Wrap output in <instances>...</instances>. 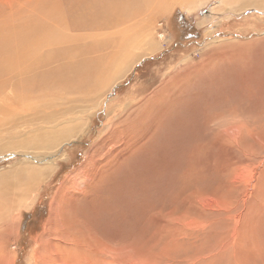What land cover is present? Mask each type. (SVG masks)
Returning a JSON list of instances; mask_svg holds the SVG:
<instances>
[{
    "label": "rangeland",
    "instance_id": "374dc122",
    "mask_svg": "<svg viewBox=\"0 0 264 264\" xmlns=\"http://www.w3.org/2000/svg\"><path fill=\"white\" fill-rule=\"evenodd\" d=\"M131 3L125 8L126 16L140 21L139 26L146 25L143 30L156 19V33L163 41L158 50L140 57L129 71L123 70L122 78L112 86L102 78L83 83L81 73L75 83L38 85L40 70L33 78L34 86L23 89L29 92L33 107L24 122L28 120L38 133L55 130L57 134L73 126L76 134L73 140L47 151L31 145L20 155L13 151L16 154L9 159L0 158V174L6 173L4 182L12 187L27 183L26 160L39 166L63 164L49 187L44 182L39 185L44 188L41 198L33 210H24L21 236L12 239L0 255H16L18 264H31L37 252L34 240L47 223L60 185L66 177L81 180L83 172L90 174L98 163L91 183H80L75 189L70 185L68 192L85 199L89 211L100 207L97 223L103 228L102 241H137L145 259L139 264H264V9L252 4L237 12L230 4L223 6L227 0H198L196 10L189 13L181 7L164 8L160 2L150 9L140 8V1ZM64 5L67 11H82L77 0ZM226 8L230 9L226 15L216 13ZM112 14L89 16L83 24L74 19L80 24L71 28L70 64L101 61L106 66L107 45L101 34L107 32L105 38L111 41L108 37L122 27L124 18L122 13ZM114 25L118 26L112 29ZM215 40L248 43L249 63L228 61L225 55L219 67L224 69L214 82L199 80L183 88L166 84L189 55L199 61L210 54L208 44ZM241 75L249 85L242 84ZM0 77L3 85L7 76ZM20 77L12 71L13 85ZM12 88L1 90L0 108L7 99L4 92ZM97 90L105 93L102 103ZM187 97L191 98L184 101ZM88 108L95 110L85 114ZM217 116L222 117L221 123L212 124ZM82 123L87 130H80ZM228 127L241 132H221ZM1 138L6 141L8 135ZM48 142L41 148H47ZM198 149L197 157H192ZM108 192L110 201L106 200ZM200 197L222 205L205 208Z\"/></svg>",
    "mask_w": 264,
    "mask_h": 264
},
{
    "label": "bare ground",
    "instance_id": "6f19581e",
    "mask_svg": "<svg viewBox=\"0 0 264 264\" xmlns=\"http://www.w3.org/2000/svg\"><path fill=\"white\" fill-rule=\"evenodd\" d=\"M67 1L70 2L71 0H0V75L7 76V79H4V83L2 82L3 85H0V92L13 86L12 89L4 92L7 95V99L2 103L3 109L0 108V137L8 135V138H5L6 141L2 138L0 140V158L2 160L9 159L16 154L13 151H18L20 155V152L29 150L31 145L47 151L65 142L67 143V141L73 140L75 137L76 133L74 134L73 126L65 127V129H62L57 134L53 132L55 130H44L38 133V129L36 130L35 127L34 130L28 120L26 122L23 121L25 117L30 116L29 110L33 107H31L32 104L30 105L29 102V92L26 94L22 91L25 88L28 90V87L32 88L34 86L33 78L39 75L38 71H43L42 76L40 75L41 78H38V85L54 82L66 85L69 80L75 83L77 81L76 78H79L76 75L81 73L80 78L83 83L88 82L90 78H94L97 82L102 78L103 81L110 83L112 86L122 78L123 70L127 71L135 63L139 64L137 61L140 57L154 53L163 42L161 41L162 37H159L160 34L156 33V19H152L151 23L147 25L149 28L143 30L146 25L139 26L140 21L127 18L125 8L131 3L130 0H77L79 5L82 6V11L72 10L71 12L65 9L64 4ZM132 1L131 4H138V1H140L141 5L138 6L142 9H150L151 6L160 2L164 8L174 7L175 9L176 7H181L189 13H193L196 10L195 4L198 2V0ZM228 4L230 3L227 0L226 5L223 6L227 7ZM252 4L257 5L260 9H264V0H237L230 5L237 12H240L246 6H253ZM228 10L230 9H217L216 13L222 12L220 14L226 15V11ZM102 12L107 16H109L108 14L113 15L112 13L118 15L122 13L124 16L120 24L122 27L113 34L110 33L111 36L108 38L111 41L105 38L107 32L101 34L103 43L107 45L106 49L104 47V50H107L104 56L108 57L104 63L106 66L101 61L89 62V64L86 61H81L70 64L67 59L72 56V50H67V48L72 43L73 32L71 33V28L80 24L74 19L81 20L83 24L85 20L89 19V16H95ZM225 18L229 17L225 16ZM131 21L135 22L131 23ZM117 26L114 25L111 28L114 29ZM206 47L205 50L210 49V54L208 53L205 57L203 55L199 61H194L189 55L183 62L184 67L176 69L174 73L170 74L169 82L166 79V84L172 87L183 88L188 87V85L194 86L195 82H199V80H202L203 83L208 81L214 82L212 79L220 74L219 70L224 69L219 67H221V62L225 60V55H228V61L233 62L234 60H238L249 63L248 49L250 46L248 43L234 41L218 42L215 40L208 44L209 49L208 47L206 49ZM55 62H57L56 67L53 66ZM12 71H15L17 75H21L16 85H13L11 80ZM99 72L101 73L98 74ZM35 73L37 74L35 75ZM247 74L251 75L252 73ZM241 80H243V85H249V82L244 80L243 75H241ZM166 86L161 89L168 88ZM39 88H42V86L34 90L37 91ZM228 88H231V86L229 85L226 89L224 87V90L226 91ZM62 91L64 92V90ZM97 92L100 103H102L105 93L103 94L99 90ZM161 98H159L160 102ZM189 98L191 97L183 100L185 101ZM149 100H151V96L147 97V101ZM143 103L146 104V99L143 100ZM181 109L183 107H180L179 110ZM93 110L95 109L88 108L84 113L90 114ZM80 112L77 111L75 113ZM177 113L179 114L178 111ZM64 115L66 114L64 113ZM78 118H82V116ZM221 118V116H217L212 124L221 123L219 121ZM60 124L63 123L61 122ZM60 124L58 123L57 125L59 126ZM85 124L82 123L80 125V130H87L88 127ZM205 124L208 125L209 121L205 120ZM61 127L64 126L62 125ZM53 128L56 127L54 126ZM235 130H238L239 133L241 132L239 128L235 127H228L219 131L230 134V132H234ZM19 139L20 141H18ZM47 141H50L48 142L49 146L41 148ZM18 145L19 150L16 148ZM198 151L199 149L194 152L197 154H193L192 157H197ZM224 153L226 152L223 149V152H221L222 156H224ZM23 164H26L28 167L26 184L12 187L11 184L4 182L7 178L6 173L0 174V251L7 249L12 239L21 236L20 227L24 220V210L30 211L34 209L44 189L39 185L44 182L46 183L44 186L49 187L56 175L61 171L63 165L39 166L34 164V161L28 160L24 161ZM97 165L98 163H95V167H92L90 174L83 172L81 180L74 181V178L71 179L65 175L66 180H63L64 183L60 185L61 187L57 191L56 197L51 202L47 223L42 226V233L34 240L37 252L33 255L31 264H139L145 260L141 258V256H144V252L141 254L138 250L137 241L131 240L130 243L113 241L111 244L102 241L104 239L101 237L103 228H100L101 225L97 223V218H100V207L97 211L94 208L89 211V209L85 208V199H76L74 198L75 195L72 197L68 192L70 185L74 186L75 189L80 183H91L92 177L97 170ZM94 196L97 199V195L95 194ZM81 197L86 198L84 195H81ZM106 200H111L109 192ZM97 201L100 205L104 204L102 199H97ZM201 202L205 208L217 203V201L215 203L211 198H201ZM220 203L218 202L217 204ZM76 207H80V210ZM237 244L235 245L238 246ZM18 262L19 260L16 255L10 257H8V253L0 255V264H18ZM147 263L145 262V264Z\"/></svg>",
    "mask_w": 264,
    "mask_h": 264
}]
</instances>
